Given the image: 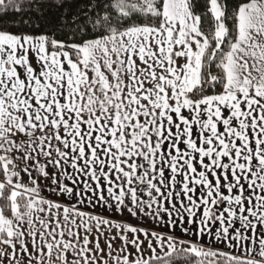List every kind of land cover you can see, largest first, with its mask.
I'll return each mask as SVG.
<instances>
[{
    "label": "snow or ice",
    "instance_id": "snow-or-ice-1",
    "mask_svg": "<svg viewBox=\"0 0 264 264\" xmlns=\"http://www.w3.org/2000/svg\"><path fill=\"white\" fill-rule=\"evenodd\" d=\"M66 2L0 0V264H264V0Z\"/></svg>",
    "mask_w": 264,
    "mask_h": 264
},
{
    "label": "trees",
    "instance_id": "trees-1",
    "mask_svg": "<svg viewBox=\"0 0 264 264\" xmlns=\"http://www.w3.org/2000/svg\"><path fill=\"white\" fill-rule=\"evenodd\" d=\"M59 0H57V3ZM235 2V0H233ZM87 6V0H67L63 8L57 9L53 8L50 13H48L49 17L53 16H63V14L66 11H70L73 15H75L77 12H80L81 9H85ZM81 16L84 15L83 12L80 13ZM83 22V21H82ZM0 25H7L8 29L13 32H31L37 27L41 31L48 30V25L44 24L42 21L37 20L35 16H32L31 14H16L12 15L9 13V16L4 19L3 21H0ZM57 38H64L68 39L71 37V32L68 31V29H62L56 31ZM211 71L213 74H216L217 69L215 66H211Z\"/></svg>",
    "mask_w": 264,
    "mask_h": 264
},
{
    "label": "crops",
    "instance_id": "crops-1",
    "mask_svg": "<svg viewBox=\"0 0 264 264\" xmlns=\"http://www.w3.org/2000/svg\"><path fill=\"white\" fill-rule=\"evenodd\" d=\"M98 212L100 210H97ZM106 218L115 220L117 222H127V223H132V224H138L139 226H151V221H137L135 218L128 217L127 214H124L121 216L118 213H104Z\"/></svg>",
    "mask_w": 264,
    "mask_h": 264
}]
</instances>
